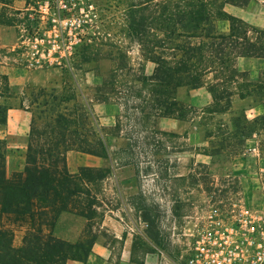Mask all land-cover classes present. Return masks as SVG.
<instances>
[{
  "label": "rangeland",
  "instance_id": "rangeland-1",
  "mask_svg": "<svg viewBox=\"0 0 264 264\" xmlns=\"http://www.w3.org/2000/svg\"><path fill=\"white\" fill-rule=\"evenodd\" d=\"M136 2L141 0H0V15L10 20L0 24V74L10 85L0 100L8 108L7 122L0 127L7 176L24 171L32 127L44 133L53 122L50 109L56 108L81 128L78 135H56L58 140L83 139L96 147L102 142L109 152L107 158L66 152L71 174L83 168L103 170L102 179L80 196L96 197L91 207L95 214L87 219L64 211L53 219L48 210L45 233L87 247L97 239L116 245L108 223L120 224L123 235L132 238L137 264L157 261L159 250L179 255L189 235H264L261 138L243 139L232 122L243 113L252 120L263 113V106L252 96L234 95L231 113L204 114L212 103L204 86L178 90V100L194 111L189 121L141 114L146 93L137 97L131 81L134 74L151 75L155 65L134 33ZM225 10L262 31L264 41L262 2L227 5ZM157 12L147 9L144 16ZM219 29L227 31L228 22L219 23ZM240 59L237 67L250 81H264V59ZM118 63L128 69L119 72L113 98L103 85ZM24 121L26 133L18 136ZM46 141L47 135L40 137ZM211 147L217 156L209 155ZM0 229L11 231L14 246L20 247L32 227L0 209Z\"/></svg>",
  "mask_w": 264,
  "mask_h": 264
},
{
  "label": "trees",
  "instance_id": "trees-1",
  "mask_svg": "<svg viewBox=\"0 0 264 264\" xmlns=\"http://www.w3.org/2000/svg\"><path fill=\"white\" fill-rule=\"evenodd\" d=\"M253 2L264 4V0H141L134 3V33L140 36L141 51L155 65L151 75L134 74L131 81L137 97L143 91L146 93L139 105L140 113L145 117L155 114L159 118L189 121L194 111L178 100V90L182 88L195 90L207 86L212 103L203 113L208 115L231 113L234 95L241 99L252 96L263 106V113L252 120L243 113L232 122L241 129L243 139L260 137V150L264 153V81H250L247 73L237 67L240 58L264 59L263 32L225 10L227 5L244 7ZM147 9H157V15L145 17ZM3 16L0 15V24L8 23L10 20L3 21ZM221 22H228L227 31L219 29ZM125 69H128L126 63H118L112 76L104 82L103 87L113 98L118 94L119 72ZM9 90L7 76L0 74V100ZM132 90L133 86L129 87ZM101 101L112 103L104 98ZM50 112L53 122L44 133L39 134L32 127L23 172L7 176L5 142L0 139V209L16 220L30 221L32 227L20 247L14 246L11 231L0 229V264H66L69 259L85 261L91 252L93 242L87 247L83 242L45 233L43 228L49 226L48 210L53 219L64 211L92 218L95 211L91 207L97 202L96 197L90 193L84 198L80 196L102 179L103 170L83 168L71 174L65 154L77 150L107 158L109 149L102 142L96 147L83 139L71 143L63 138L58 140L56 135L68 132L78 135L81 128L58 109L52 108ZM7 114L8 108L0 101V127L6 124ZM118 127L115 126L116 131ZM43 135H47L48 141L42 143ZM217 152L211 147L209 155L217 156Z\"/></svg>",
  "mask_w": 264,
  "mask_h": 264
},
{
  "label": "built area",
  "instance_id": "built-area-1",
  "mask_svg": "<svg viewBox=\"0 0 264 264\" xmlns=\"http://www.w3.org/2000/svg\"><path fill=\"white\" fill-rule=\"evenodd\" d=\"M158 254L156 264H264V235H189L179 255Z\"/></svg>",
  "mask_w": 264,
  "mask_h": 264
},
{
  "label": "crops",
  "instance_id": "crops-1",
  "mask_svg": "<svg viewBox=\"0 0 264 264\" xmlns=\"http://www.w3.org/2000/svg\"><path fill=\"white\" fill-rule=\"evenodd\" d=\"M241 60V59H239ZM245 61L242 62V64ZM241 64V61H238ZM241 66V65H240ZM250 72V71H249ZM252 75V72H250ZM10 120L7 123V127L10 128ZM27 126L25 121L18 125L16 134L25 135ZM20 136V135H18ZM107 224V223H106ZM114 235L113 239L117 241L114 245L112 241L106 240H94L91 246V252L85 261H79L75 259L67 260L66 264H137L134 262L132 238L130 235H123L124 229L120 224L108 223ZM157 261L145 260L141 264H156Z\"/></svg>",
  "mask_w": 264,
  "mask_h": 264
}]
</instances>
